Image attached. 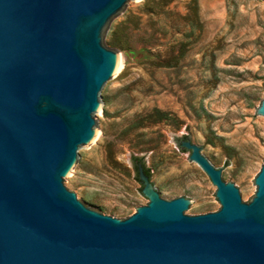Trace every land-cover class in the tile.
Here are the masks:
<instances>
[{
    "label": "water",
    "instance_id": "obj_1",
    "mask_svg": "<svg viewBox=\"0 0 264 264\" xmlns=\"http://www.w3.org/2000/svg\"><path fill=\"white\" fill-rule=\"evenodd\" d=\"M129 0H0V264H264V163L249 203L184 138L219 210L186 215L136 165L149 200L125 219L64 185L120 57L104 33ZM264 116V99L256 115Z\"/></svg>",
    "mask_w": 264,
    "mask_h": 264
},
{
    "label": "rangeland",
    "instance_id": "obj_2",
    "mask_svg": "<svg viewBox=\"0 0 264 264\" xmlns=\"http://www.w3.org/2000/svg\"><path fill=\"white\" fill-rule=\"evenodd\" d=\"M145 1L129 0L104 33V44L118 51L122 66L102 91L98 135L79 149L65 187L87 207L125 219L149 202L133 162L138 157L161 198L189 199L186 215L215 212L216 187L178 145L187 138L249 203L264 163V116L256 115L264 99V0H197L199 28L192 24L191 0L153 9ZM121 22L133 52L109 45ZM181 41L188 48L177 67L142 64L143 48L177 56ZM154 109L173 120L148 125L146 115Z\"/></svg>",
    "mask_w": 264,
    "mask_h": 264
},
{
    "label": "trees",
    "instance_id": "obj_3",
    "mask_svg": "<svg viewBox=\"0 0 264 264\" xmlns=\"http://www.w3.org/2000/svg\"><path fill=\"white\" fill-rule=\"evenodd\" d=\"M168 4L169 2H171V0H146L144 5L150 8H154L159 6L161 3ZM198 2L197 0H191L189 2V11L191 13V17H192V24L195 25V27H200V23L198 21V17H197V13H198ZM134 28H138V24L134 26ZM124 30V23L121 22L118 25H116L115 27L112 28L111 33H110V39H109V45L113 48H118L122 51H130L133 52L134 50L131 49V46H129L128 44V40L127 39H123L122 38V34ZM194 32H191L189 35L188 34H183L182 36L184 38H189L191 36H193ZM179 53L177 56L174 55H166V56H162L159 52H153L152 49H148V48H143L142 51H145L147 54L144 57L143 63L146 66H148L151 69L154 70H168L174 67H177L180 63V61L182 60L183 56L186 53V49L187 47V43H184L181 41V43L179 44ZM146 118H148L150 121L148 122V125L152 126V125H156L158 123L161 122H165L168 120H171L172 118H169V115L167 112L161 111L159 109H154L152 110L150 113H148V115H146ZM173 120V119H172ZM123 134H125V131L123 132ZM122 134V135H123ZM107 147L111 148L112 146H114V144L116 143V139L113 140H106L105 141ZM133 162L135 163V168L138 162H141L142 165L145 168V164L143 162L142 158H138V157H134L133 158ZM137 172V170H136ZM145 172L147 175H149V170H147L145 168ZM138 178V177H137Z\"/></svg>",
    "mask_w": 264,
    "mask_h": 264
},
{
    "label": "bare ground",
    "instance_id": "obj_4",
    "mask_svg": "<svg viewBox=\"0 0 264 264\" xmlns=\"http://www.w3.org/2000/svg\"><path fill=\"white\" fill-rule=\"evenodd\" d=\"M121 66H122L121 60H120V58H118V62H117V66H116L115 72H117L119 69H121ZM99 110H100V108H99ZM97 135H98V133H96L95 138L97 137ZM95 138L93 139V141L95 140Z\"/></svg>",
    "mask_w": 264,
    "mask_h": 264
}]
</instances>
